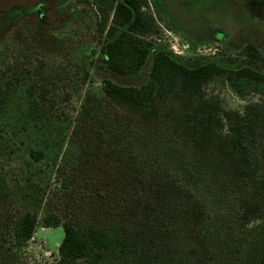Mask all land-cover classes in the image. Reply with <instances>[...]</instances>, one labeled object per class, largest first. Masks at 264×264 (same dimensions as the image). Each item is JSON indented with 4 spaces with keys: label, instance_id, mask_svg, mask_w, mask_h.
<instances>
[{
    "label": "trees",
    "instance_id": "16d2710c",
    "mask_svg": "<svg viewBox=\"0 0 264 264\" xmlns=\"http://www.w3.org/2000/svg\"><path fill=\"white\" fill-rule=\"evenodd\" d=\"M78 2L110 8L109 24L98 27L105 35L107 69L122 77L136 75L150 53L143 37L154 31L144 11L147 0ZM244 53L259 59L251 45ZM148 78L140 87L106 81L104 97L136 118L145 132L159 136L164 146L154 145L187 162L195 176L238 198L241 223L248 222L260 209L250 195L260 178V158L264 165V74L213 62L187 67L158 52ZM215 79L226 81L239 96L256 93L261 99L242 113L226 110L205 93ZM14 90L11 81L4 84L0 77V117L14 101ZM177 96V107L170 109ZM16 101L12 130H29L30 142L29 171L16 177L19 189L29 192L34 203L55 206L42 225L62 227L63 239L53 262L28 257L26 248L39 221L35 211H17L7 221L12 246H0V264H219L213 261L217 251L209 243L204 206L171 178L163 159L147 156L140 146L131 148L132 143L128 148L112 143L81 115L67 121L44 113L28 96ZM37 170L43 175L39 181ZM261 178L264 185V171Z\"/></svg>",
    "mask_w": 264,
    "mask_h": 264
},
{
    "label": "rangeland",
    "instance_id": "374dc122",
    "mask_svg": "<svg viewBox=\"0 0 264 264\" xmlns=\"http://www.w3.org/2000/svg\"><path fill=\"white\" fill-rule=\"evenodd\" d=\"M147 2L144 11L153 19L154 31L143 40L150 44V53L136 75L122 77L107 69L105 35L98 28L104 21L109 24L112 16L109 7L81 4L78 0H0V77L4 84L11 81L15 88L14 101L0 117V246H12L7 221L22 210L35 211L39 221L26 248L28 257L53 262L58 258V245L63 239L62 227L42 225L47 211L55 206L30 201L29 192L19 189L20 177L16 178L20 171H29L30 142L29 130H12V117L17 112L16 100L28 96L46 114L67 121L81 115L87 123L102 130L112 143L124 144L125 148L132 143L135 146L131 148L140 146L147 156L163 159L171 178L206 210L209 243L217 251L213 261L264 264L261 158L260 178L252 184L250 195L260 209L253 211L254 216L242 224L238 198L195 176L191 166L171 155L168 148L154 145L157 142L164 146L159 136L140 128L131 114L112 106L102 91L106 81L126 87L146 84L158 52L187 67L213 62L227 69L248 67L264 74V0ZM248 45L255 48L258 60L244 53ZM205 93L216 97L224 109L240 113L247 104L261 99L256 93L239 96L222 79L211 81ZM179 100V96L172 98L169 108H176ZM115 129L123 138L116 135ZM150 147L161 149L148 154L145 149ZM35 175L37 181L43 177L40 170ZM42 189L47 187L43 185Z\"/></svg>",
    "mask_w": 264,
    "mask_h": 264
}]
</instances>
